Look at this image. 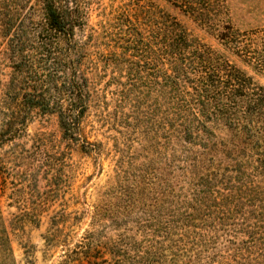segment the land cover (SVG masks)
Listing matches in <instances>:
<instances>
[{"label":"trees","instance_id":"trees-1","mask_svg":"<svg viewBox=\"0 0 264 264\" xmlns=\"http://www.w3.org/2000/svg\"><path fill=\"white\" fill-rule=\"evenodd\" d=\"M166 1L213 27L210 12L216 0ZM112 26L116 33L108 37L97 32L80 35L88 21L79 0H0V61L10 69L0 91V147L8 141L19 146L16 140L27 135V124L39 114L57 116L69 147L92 150L83 121L96 92L95 80L109 76V85L125 98L134 94L135 103H144L147 114L157 117L167 139L182 142L180 169L190 180L192 193L179 200L183 207L174 212L167 233L181 225V236H188L199 224L209 231L230 232L234 222L229 221L246 189V162L264 144V87L224 54L193 39L176 17L159 8L123 12ZM224 27L227 31L218 34L223 45L264 73V28L252 32L244 43L246 33ZM95 45L105 51L92 50ZM223 128L229 131L226 140L216 134ZM35 149L36 154L42 150L38 143ZM212 149L234 164H209ZM259 157L264 164V150ZM5 173L0 162V264H16L1 204L7 190ZM22 174L30 176L24 169ZM158 210H150L140 224L148 227L157 221ZM141 212L148 210L144 207ZM23 216L14 220L19 224ZM121 221L111 218L116 229ZM262 243L257 264H264ZM149 244L145 247L122 232L116 240L85 243L75 261L154 264L161 254Z\"/></svg>","mask_w":264,"mask_h":264},{"label":"rangeland","instance_id":"rangeland-1","mask_svg":"<svg viewBox=\"0 0 264 264\" xmlns=\"http://www.w3.org/2000/svg\"><path fill=\"white\" fill-rule=\"evenodd\" d=\"M79 1L88 21L80 35L111 36L116 33L112 23L118 14L159 8L176 17L193 39L224 54L264 87V73L244 62L233 48L228 50L218 37L230 25L246 33L242 41L249 42L252 32L264 28V0H216L210 12L213 27L184 15L166 0ZM91 49L105 51L98 45ZM9 70L0 61V91ZM108 80L109 76L95 80L96 92L83 121L84 132L94 144L92 150L69 147L57 116L39 114L27 124V135L16 140L19 146L8 141L0 147L7 178L1 204L16 264H76L85 243L116 240L122 232L145 247L152 243L161 254L154 264H257L264 242V164L259 157L264 144L246 162V189L229 221L234 222L230 232L209 231L197 223V231L188 236H181V225L167 233L174 212L183 207L179 200L192 193L190 180L180 169L182 142L167 139L145 104H136L134 94L125 98ZM216 134L220 140L230 136L227 128ZM36 143L42 149L39 154ZM209 157V164H234L221 151L212 149ZM23 169L29 177L22 174ZM144 207L148 213L141 212ZM157 209V221L148 227L140 224L139 219ZM21 214L18 224L14 219ZM115 217L122 220L119 229L111 222ZM213 241L218 243L214 246Z\"/></svg>","mask_w":264,"mask_h":264}]
</instances>
